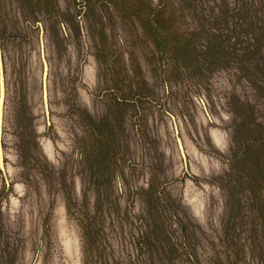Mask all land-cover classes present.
<instances>
[{"label":"rangeland","instance_id":"1","mask_svg":"<svg viewBox=\"0 0 264 264\" xmlns=\"http://www.w3.org/2000/svg\"><path fill=\"white\" fill-rule=\"evenodd\" d=\"M0 47V264H264V0H0Z\"/></svg>","mask_w":264,"mask_h":264},{"label":"water","instance_id":"2","mask_svg":"<svg viewBox=\"0 0 264 264\" xmlns=\"http://www.w3.org/2000/svg\"><path fill=\"white\" fill-rule=\"evenodd\" d=\"M42 57L44 60V105L46 109V114L49 116V108H48V88H47V73H48V64L44 55V47L42 46ZM5 99H6V83H5V71H4V62L2 57V51L0 47V171L6 176V167L4 160V150H3V124H4V108H5ZM49 122V120H48ZM181 143V153L185 160V153L183 149L182 142ZM7 180V178H6Z\"/></svg>","mask_w":264,"mask_h":264},{"label":"bare ground","instance_id":"3","mask_svg":"<svg viewBox=\"0 0 264 264\" xmlns=\"http://www.w3.org/2000/svg\"><path fill=\"white\" fill-rule=\"evenodd\" d=\"M44 66H45V65H44ZM43 83H44V75H43ZM43 97H44V87H43ZM44 100H45V99H44ZM178 142H179L180 150L182 151V149H181L180 139L178 140Z\"/></svg>","mask_w":264,"mask_h":264}]
</instances>
